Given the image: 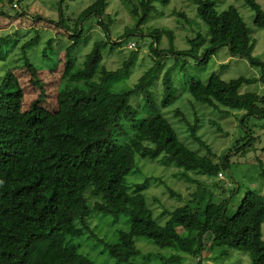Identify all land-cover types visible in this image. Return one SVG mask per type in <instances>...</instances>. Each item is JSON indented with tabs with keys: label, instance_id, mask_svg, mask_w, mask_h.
Segmentation results:
<instances>
[{
	"label": "trees",
	"instance_id": "obj_1",
	"mask_svg": "<svg viewBox=\"0 0 264 264\" xmlns=\"http://www.w3.org/2000/svg\"><path fill=\"white\" fill-rule=\"evenodd\" d=\"M6 1L13 6L21 0ZM193 1L199 16L210 28L208 45L202 50L206 39L198 32L194 38H188L190 49H159L161 38L168 35L173 39L174 34L171 30L153 29L147 35L154 38V44L156 42L155 49L152 45L155 61L134 88L111 91L106 87L110 80L127 73L137 57L134 48H130L132 53L121 67L104 68L103 51L113 44L108 37L95 40L83 65L72 70L77 59L71 51L79 41L77 38L82 37L83 22L96 15L106 27L108 23L103 22L102 17L107 13L109 0H94L73 20V25L66 24L63 13L59 20L60 26L71 32L69 38L72 39L71 44L58 53L60 56L66 52L68 68L63 77L78 81L100 74V83L94 86L66 84L58 90L56 106L50 110L43 105L47 97L38 77L39 69L27 61L42 91L24 111L18 79L13 67L5 64L8 69L0 75V264H101L81 253L79 244L75 243L82 235L97 237L90 223L95 212L116 216L123 213L129 217L130 229L120 231L117 242L106 243L111 257L121 264H142L136 258L141 253L135 241L139 236L152 239L160 247H172L199 258L198 264L210 255L213 259L227 257L231 250L249 252L251 264H264V194L247 190L238 209L229 214L231 196L223 198L217 193L219 188L223 193L226 190L223 180L217 178L220 173L226 175L235 163L234 155L247 156L258 151L253 132L246 129L249 133L237 139L228 154L216 161L211 155L192 149L173 123L160 113V108L173 101L176 86L172 73L180 69L190 77L186 78L184 89L196 102L219 110L223 107L245 111L243 122L264 117V95L241 92L244 83H252L257 78L241 76L226 81L213 72L204 81L194 77L188 69L190 58L195 65H203L224 45L229 46L233 56L260 63L253 55L255 41L251 29L236 6L219 11L213 0ZM245 1L256 13V25L264 28L262 5L257 0ZM138 2L139 6L133 9L138 17L137 25L126 29L127 36L138 32L154 9L153 0ZM179 15L186 18L183 12ZM35 31L36 35L21 46L22 50L43 37L42 31ZM11 36L0 37V62L6 57L3 48ZM53 39L47 42L50 44ZM163 53L176 54L177 58L163 74V98L157 102L151 88L161 71ZM261 79L264 80V65ZM133 93L143 95L144 107L150 115L139 117L138 109L129 100ZM176 114L186 123L194 141L211 152L198 132L199 117L191 121L180 109ZM127 124L133 128L132 132L145 136L146 141L139 145L147 153L152 152L155 157L165 153L187 171L215 179L212 184L198 182L195 196L172 211L166 209L163 213L169 211V218L165 224L154 217L148 206L144 193L146 184L133 187L127 181L138 156L130 138L120 141L116 137L120 130L127 129ZM147 140L154 143L153 146H145ZM252 163L260 167V175L264 176V161L258 157ZM162 258V264L178 260L176 255Z\"/></svg>",
	"mask_w": 264,
	"mask_h": 264
},
{
	"label": "rangeland",
	"instance_id": "obj_2",
	"mask_svg": "<svg viewBox=\"0 0 264 264\" xmlns=\"http://www.w3.org/2000/svg\"><path fill=\"white\" fill-rule=\"evenodd\" d=\"M219 11L227 9L229 6H236L247 25L251 29V36L255 41L253 55L259 59V64H253L246 58L233 56L229 46L224 45L211 56L208 63L195 65L193 58L188 61V69L193 76L202 80H207L213 73L230 81L244 76L247 78H257L252 83H244L241 92H256L264 95V80L261 79L264 65V28L255 23V11L245 0H213ZM264 8V0H257ZM94 0H21L12 6L6 0H0V37L11 35L8 43L3 48L4 61L0 62V75H4L10 67L16 75L22 90V110L30 108L31 104L37 100L42 88L26 62L29 61L39 69L38 77L40 83L46 91V101L43 105L50 110L56 106L58 90L66 84L80 86H94L100 83V74L92 79L74 80L63 77L67 57L64 52L59 56L64 47L71 44L69 38L70 31L60 26V14L63 13L67 25H73V20L86 9ZM6 3V4H5ZM154 9L149 14L140 30L130 36L125 35L127 28H135L138 17L133 13L135 6H139L138 0H109L107 13L102 20L108 23L106 27L100 18L92 15L83 22L82 37L71 51L72 56L77 59L73 71L79 69L83 64L85 55L91 50L93 42L97 39L110 38V44L104 51L102 65L107 70H116L121 67L131 55L129 44L136 42L134 48L137 57L127 73L110 80L106 87L111 91H125L134 88L139 78L145 74L154 64L153 48L154 38L147 35L155 28L173 31L174 37L164 35L159 43V49L174 48L175 51L187 50L191 48L188 38H194L200 32L206 39L202 50L208 45L210 37L209 26L201 19L197 12V5L193 0H153ZM1 12H5L4 15ZM183 12L186 18L179 15ZM54 21V22H53ZM35 29L42 31L43 37L38 43L30 45L22 50V45L34 35ZM108 34V36H107ZM54 38L49 44L48 39ZM156 48V42L154 44ZM26 50V52H25ZM176 54L163 53L162 68L154 79L151 90L157 102L163 98L162 77L167 68L176 60ZM5 64L8 66H5ZM176 89L172 103L164 108H160V113L166 116L175 126L177 132L186 143L198 153L211 155L214 160L220 161L221 156L228 154L229 149L236 143L237 139L243 138L250 129L253 132L257 144V150L250 152L247 156L235 154L231 168L226 172L224 179L219 176L217 180H223L224 193L219 188L218 196L230 197L229 214H233L249 189L264 194V176L260 175V167H255L254 163L260 157L264 161V117H253L249 121H241L245 111H238L228 108L216 109L196 102L191 93L184 89L186 77L180 69L172 73ZM83 79V80H82ZM130 102L138 109L139 117L150 115V111L144 107V97L142 94H131ZM180 109L186 117L193 121L199 117L198 132L209 146H201L194 141L185 122L181 116L176 114ZM151 110V109H150ZM152 111V110H151ZM152 113H155L152 111ZM215 122V123H214ZM116 134L117 139H129L133 142L138 151L137 164L127 181L133 187L145 185L144 193L147 197L148 206L153 210L154 217L165 224L169 218V211L178 206L184 205L189 198L195 196L199 183L212 184L213 177L187 171L179 166L177 162L165 153L154 156L152 152H146L139 145L145 142L142 133L132 132L133 128L128 126ZM135 133V134H134ZM134 134V135H133ZM128 137V138H127ZM147 140L145 146H153ZM247 157V158H245ZM225 174V171H223ZM238 188V189H237ZM232 191L234 194L232 195ZM169 210L165 215L164 211ZM92 228L97 233V237L89 234L82 235L75 239L79 244V251L89 255L92 259L101 264H121L111 257L106 247V243H114L119 240V232L130 229L129 217L123 213L119 215H106L103 213L93 214L90 218ZM264 237V224L262 228ZM136 244L141 253L137 261L142 264H162V257L176 255L178 260H173L172 264H198L199 258H192L182 252L175 251L172 247H160L152 239L144 236L135 237ZM252 256L249 252L231 250L230 255L221 259H213L210 255L205 258L202 264H251ZM124 264V263H122Z\"/></svg>",
	"mask_w": 264,
	"mask_h": 264
},
{
	"label": "built area",
	"instance_id": "obj_3",
	"mask_svg": "<svg viewBox=\"0 0 264 264\" xmlns=\"http://www.w3.org/2000/svg\"><path fill=\"white\" fill-rule=\"evenodd\" d=\"M15 6H17V4H15ZM135 46H136V42H133V43H131V44H129V48H135ZM219 176L223 179L224 178V175L222 174V173H220L219 174Z\"/></svg>",
	"mask_w": 264,
	"mask_h": 264
}]
</instances>
